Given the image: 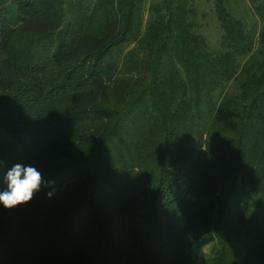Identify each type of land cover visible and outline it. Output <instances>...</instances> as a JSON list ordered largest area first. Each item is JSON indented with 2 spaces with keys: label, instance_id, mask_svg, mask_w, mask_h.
<instances>
[{
  "label": "trees",
  "instance_id": "obj_1",
  "mask_svg": "<svg viewBox=\"0 0 264 264\" xmlns=\"http://www.w3.org/2000/svg\"><path fill=\"white\" fill-rule=\"evenodd\" d=\"M0 0V264H264V0ZM209 246L210 251H206Z\"/></svg>",
  "mask_w": 264,
  "mask_h": 264
},
{
  "label": "clouds",
  "instance_id": "obj_2",
  "mask_svg": "<svg viewBox=\"0 0 264 264\" xmlns=\"http://www.w3.org/2000/svg\"><path fill=\"white\" fill-rule=\"evenodd\" d=\"M2 183L6 188L0 191V205L6 210L29 204L44 188L52 189L46 192L49 199L55 194L54 180L46 181L34 166L22 163L13 164L3 175Z\"/></svg>",
  "mask_w": 264,
  "mask_h": 264
},
{
  "label": "rangeland",
  "instance_id": "obj_3",
  "mask_svg": "<svg viewBox=\"0 0 264 264\" xmlns=\"http://www.w3.org/2000/svg\"><path fill=\"white\" fill-rule=\"evenodd\" d=\"M196 6L199 7L200 12L204 15L201 16L200 22L202 23L201 31L207 37L212 48H216L217 40L220 37V28L214 13V0H193ZM151 0H148V4ZM248 0H230L231 8L235 14L241 16L243 9L247 8ZM206 251H210L209 246Z\"/></svg>",
  "mask_w": 264,
  "mask_h": 264
}]
</instances>
